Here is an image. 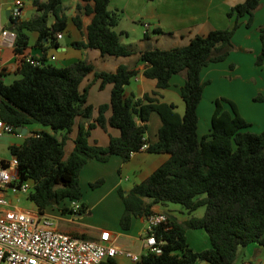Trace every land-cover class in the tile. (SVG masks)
<instances>
[{
	"label": "trees",
	"instance_id": "obj_1",
	"mask_svg": "<svg viewBox=\"0 0 264 264\" xmlns=\"http://www.w3.org/2000/svg\"><path fill=\"white\" fill-rule=\"evenodd\" d=\"M30 1L36 12L29 19L11 16L13 24L7 26L16 33L12 51L20 77L9 84L0 80V119L3 122L14 129L36 123L52 131H28L21 144L8 146L10 156H15L18 162L15 182L29 180L32 183L26 199L32 201L40 213L64 200L81 201L79 174L88 160L106 162L116 155L127 161L132 153L146 145L147 152H163L169 157L127 192L118 189L124 208L120 228L129 229L133 217L148 216L154 212L156 204H179L189 216L177 221L165 213L168 222L153 228L160 252L142 253L138 261L129 264H235L243 247L252 243L264 246V129L251 131V123L241 117L236 104L221 97L214 100L208 134L203 137L197 134V106L205 85L201 70L227 58L240 18L245 17V27H250L261 0H244L232 6L227 12L228 17H235L230 28L196 35L186 45L147 50L120 41L115 27L121 11L109 10L110 0H80L84 4L79 10L91 15V19L85 27L86 41L73 45L97 49L104 56L139 53L145 63L143 76L156 81V90L133 99L124 97V89L137 74L136 69L120 64L114 72L96 71L85 60L65 66L48 63L46 50L57 46L56 38L66 31L69 20L64 13L65 0ZM71 21L81 28L77 16ZM31 33L36 35L32 43ZM258 39L256 66L264 63V27L258 28ZM31 45L42 49L39 57L26 53ZM24 56L39 59L40 65L25 61ZM182 72L184 80L179 94L184 111L180 115L174 104L160 101L158 97L159 90L169 86L172 76ZM89 74L93 76L91 83L99 81L100 88L106 84L112 86L109 102L97 107L95 118L93 106L87 103L89 84L80 89ZM107 110L110 115L105 117ZM153 112L158 114L161 124L156 140L150 142L145 133ZM77 119L80 121L74 146L65 157V141ZM97 125L103 129L110 125L118 129L119 134L110 135L105 146L90 144V130ZM59 131L60 138L56 134ZM5 161L0 159V164L5 165ZM101 182L99 179L90 185L96 187ZM81 207L79 214L86 210L83 202ZM200 207L204 208L201 216L191 215ZM62 211L69 210L64 207ZM187 229H203L211 248L191 249L186 240ZM78 236L89 238L85 234ZM104 264L119 263L109 258Z\"/></svg>",
	"mask_w": 264,
	"mask_h": 264
},
{
	"label": "crops",
	"instance_id": "obj_2",
	"mask_svg": "<svg viewBox=\"0 0 264 264\" xmlns=\"http://www.w3.org/2000/svg\"><path fill=\"white\" fill-rule=\"evenodd\" d=\"M13 1L14 0H0V29H8L7 26H11L13 24L10 22V8L13 5ZM21 1L23 2V8L19 18L29 19L36 12V10L32 6L30 0L29 6L26 5L23 0ZM242 1L244 0H110L108 8L111 11H121V18L116 25L115 30L120 33V41L123 44H136L140 50L154 48L170 49L174 46L186 45L190 39L196 35H206L211 30L232 27L235 22V17H228L227 12L232 6ZM83 4L84 3L80 0L64 1V13L69 18L66 31L61 33L60 38H56L57 46L47 48V62L52 63V61L58 60L60 61V66H65L77 60H85L93 65L94 70L107 72H114L120 64H124L130 69L137 70V74L132 77L129 83L125 86L124 97L126 99L142 97L145 93L150 94L152 91L156 90V81L148 79L142 74L145 63L140 60L139 53L127 56H104L101 55L97 49L77 48L73 45L74 42L86 41L85 27L89 23L91 15L83 14L82 11L79 10L78 7ZM31 10H33L32 15L30 17L25 16L26 12ZM74 16H77L81 21L80 29H78L71 21V18ZM245 21V17L240 18V25L237 27V31H243L239 30L240 28L252 29V32L245 30L242 33H244L245 39H252L253 43L238 42L233 44L232 51L225 60L210 63L203 67L200 77L205 84L211 82V77L214 78L216 76L228 78L232 82H237L240 78H246L249 82H257V76L255 74H258L260 70L258 69V66L254 64V59L259 52L260 42L258 41V38H255V35L257 34L258 36L259 27H264V0L260 1V5L254 13L252 25L250 27H243ZM144 24H148L147 29L144 28ZM35 38L36 35L31 33L30 43H32ZM42 42L45 43V41ZM45 46L47 47V45ZM236 51L252 55H248L246 57L248 60L243 61V57H238V59L234 58L233 53H236ZM8 52L10 54H7ZM26 53L39 57L42 54V49L39 46L31 45L28 49H26ZM52 56L54 59L51 58ZM260 66L261 69H263L264 63ZM6 77H13V80H15L18 79L20 75L17 73V61L12 51V46L10 47L4 45L3 39L0 36V80L3 81ZM92 77V74L86 76L80 84V89H83L89 84L87 91V103L93 106L92 116L95 118L98 114L97 107L100 104L109 102L112 86L111 84H106L103 88H100L99 81L91 83ZM183 80V72L173 75L170 79L169 86L159 90L160 96L158 97L160 101L174 104L176 106L175 109L177 113L180 115H182L184 111V105L179 94V87L182 85ZM205 88L206 87L204 85L202 98L197 106V114L203 101L202 99ZM257 97H263V99L255 100L256 97H252V100L254 99L258 102L264 101V96ZM226 98L232 100L236 104L238 113L241 117L252 125V120L250 121L245 118L238 100L231 97ZM212 101L213 99L211 100V103ZM181 105H183V111L179 110L180 107L182 108ZM212 113L213 106L211 104V108L209 109V120L211 119ZM104 115L105 117L109 116L110 111L107 110ZM79 121V119L76 120V123L72 127V131L68 134V138L65 141V157L73 149V139L77 133ZM137 123L140 124L141 122L137 120ZM160 124L161 122L158 114L154 112L151 113L149 121L147 122V131L145 133L147 140H150V142H154L156 140L157 130ZM85 125H87V123H85ZM23 128H25V133L19 131L22 133L21 137L13 133L17 141H10L9 145L21 144L28 131L46 130L52 132L49 127L36 123L28 124ZM56 134L59 138L61 137V132H57ZM118 134V129L111 127L110 125H107L105 129L97 125L90 130L88 141L90 144L105 146L108 143L110 135L117 136ZM168 157L169 154L167 153H151L147 152L145 148H141L139 151L132 153L127 161H122L116 155L110 156L106 162H99L94 159H90L80 170L79 177L82 173H84V171H87L89 174H93V178H95L93 182L102 179V182L98 186L104 184L106 178L108 177V179H112L110 190H116L118 193V189H121L122 187L120 177L126 176L129 183H127V186L124 187L123 191L127 192L134 184L139 183L149 176L158 166L165 162ZM0 159L9 160L1 156ZM109 163H111L110 169L106 168V165ZM101 164H103L105 168H102ZM117 177H119V180ZM6 196L11 201V205L15 208L27 211L36 210V208L27 209L18 204V195L7 192ZM83 203L85 208H87V205H90L91 201ZM153 211L167 213L177 221H183L189 216L182 207L171 208L168 203L165 205H154ZM202 214L203 213L195 214L194 211L191 215L199 217ZM146 225V217L140 216L132 218L130 227L127 230L121 229L120 226L119 230L114 232H111L109 229L106 230H109L116 238V244L132 251H134L135 247L139 246V251H137L139 253L141 252L140 238L145 232ZM99 232L100 231L91 232L85 229H78L77 232H72L71 234L75 236L85 234L89 237L88 239H97ZM205 233L197 232L195 229H187L185 234L189 247L195 251L210 249L211 243L208 235ZM191 236L200 239L201 244L195 246L190 241ZM138 242L139 245H137ZM239 258H241L240 264H264V246L253 243L249 244L240 249ZM200 264L209 263L200 262Z\"/></svg>",
	"mask_w": 264,
	"mask_h": 264
},
{
	"label": "built area",
	"instance_id": "obj_3",
	"mask_svg": "<svg viewBox=\"0 0 264 264\" xmlns=\"http://www.w3.org/2000/svg\"><path fill=\"white\" fill-rule=\"evenodd\" d=\"M23 2L14 0L10 15L19 18ZM148 24H144L147 29ZM0 36L6 46H13L16 33L10 29H0ZM58 38L61 34H58ZM54 59V57H51ZM25 61L40 65V60L24 56ZM22 136L11 124L0 119V135ZM143 145L141 148H145ZM0 164V264H104L109 258H127L136 262L142 253L160 252V243L155 239L153 228L167 223L164 212L154 211L146 216V229L140 238L141 252H134L116 244V238L106 229L100 230L97 239H86L58 230L56 223L44 212L21 210L11 205L7 192L18 195L27 194L32 187L29 180L15 182L17 179L15 156ZM81 202L72 200L67 207L72 214L81 210Z\"/></svg>",
	"mask_w": 264,
	"mask_h": 264
},
{
	"label": "rangeland",
	"instance_id": "obj_4",
	"mask_svg": "<svg viewBox=\"0 0 264 264\" xmlns=\"http://www.w3.org/2000/svg\"><path fill=\"white\" fill-rule=\"evenodd\" d=\"M26 5L29 6V0H23ZM68 4V1H67ZM33 13V10L27 11L25 16L30 17ZM121 18V16H120ZM245 27V24H243ZM139 28V27H138ZM140 29V28H139ZM237 31V28L233 34V44L238 42L241 43H253L252 39H245L244 32L251 31L252 29L240 28ZM257 39V34L255 35ZM259 41V40H258ZM10 52V51H9ZM7 54H10V53ZM252 54H245L244 52L233 53L234 58L238 59L242 58L243 61L248 60L246 57ZM55 66H60V61H52ZM257 68V67H256ZM260 70L257 76V82H249L246 78L238 79L237 82H232L228 78L216 76L214 78L211 77V82L205 84V92L203 96V101L201 103L200 110L198 111V129L197 134L198 137H203L208 134L210 127V114L209 109L214 106V100L216 98L221 97H231L233 99H237L240 103V108L245 115V118L248 120H252L253 124L250 127L251 131H261L264 127V101L258 102L252 100V97L264 96V68L261 69V66H258ZM255 73V71H254ZM209 79V78H208ZM13 77H6L3 79L4 83H11ZM263 87V88H262ZM213 99L212 103L211 100ZM211 103V104H210ZM179 110L183 109V105H181ZM183 111V110H182ZM207 120V125H206ZM60 132V131H59ZM154 133V132H153ZM10 141H17L15 139V135L2 134L0 135V156L10 159V154L8 150V146ZM110 164L106 165V168L110 169ZM102 168H105L103 164H101ZM119 180V177H117ZM93 174H89L87 171H84L79 177V185L82 192L81 202L91 201L90 205H87L85 212L72 214L69 211H62L64 207H70L69 200H64L58 204H53L46 208V214L56 223V227L58 230L65 231L68 233L77 232L78 229H85L87 231L95 232L100 231L102 229H109L111 232L119 230V219L123 213V204L118 196L116 190H110V185L112 184V179L106 178L104 184L96 187H91V183L94 181ZM121 179V190H124V187L127 186L128 180L126 176L120 177ZM18 204L24 206L27 209H35V205L29 199H26L25 193L18 194ZM168 205L172 207H181L176 203H168ZM204 212V208L200 207L195 210V214H201ZM178 216V215H177ZM197 232H204L203 229H195ZM206 234V233H205ZM190 241L195 245H200L201 240L195 238L193 236L190 237ZM139 245V242L138 244ZM134 251H139V246L134 248ZM119 264H128L129 260L127 258L119 257L116 259ZM241 258H238L235 264H240ZM196 264H200L197 262Z\"/></svg>",
	"mask_w": 264,
	"mask_h": 264
},
{
	"label": "water",
	"instance_id": "obj_5",
	"mask_svg": "<svg viewBox=\"0 0 264 264\" xmlns=\"http://www.w3.org/2000/svg\"><path fill=\"white\" fill-rule=\"evenodd\" d=\"M17 131H21L22 133H25V128H22L21 126H19L17 127Z\"/></svg>",
	"mask_w": 264,
	"mask_h": 264
}]
</instances>
